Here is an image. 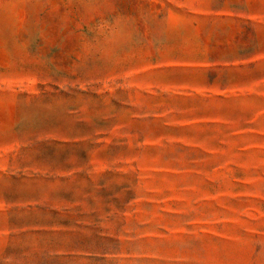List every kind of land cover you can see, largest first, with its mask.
<instances>
[{
    "label": "rangeland",
    "instance_id": "374dc122",
    "mask_svg": "<svg viewBox=\"0 0 264 264\" xmlns=\"http://www.w3.org/2000/svg\"><path fill=\"white\" fill-rule=\"evenodd\" d=\"M0 264H264V0H0Z\"/></svg>",
    "mask_w": 264,
    "mask_h": 264
}]
</instances>
